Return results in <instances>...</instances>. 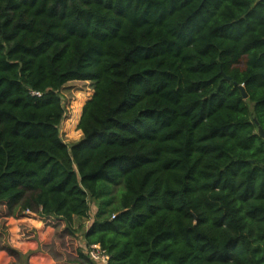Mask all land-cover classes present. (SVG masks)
<instances>
[{"label": "trees", "instance_id": "obj_1", "mask_svg": "<svg viewBox=\"0 0 264 264\" xmlns=\"http://www.w3.org/2000/svg\"><path fill=\"white\" fill-rule=\"evenodd\" d=\"M260 129L264 0H0L4 233L22 207L108 264H264Z\"/></svg>", "mask_w": 264, "mask_h": 264}, {"label": "crops", "instance_id": "obj_2", "mask_svg": "<svg viewBox=\"0 0 264 264\" xmlns=\"http://www.w3.org/2000/svg\"><path fill=\"white\" fill-rule=\"evenodd\" d=\"M27 215L28 218L24 220L12 217L7 234L0 229V264H95L89 257L81 258L77 250L71 251L67 247H63L61 254L43 249V240L48 241V237H53L55 232L50 225L39 220L35 213ZM41 232H45L44 236ZM82 245L80 242L84 252Z\"/></svg>", "mask_w": 264, "mask_h": 264}, {"label": "rangeland", "instance_id": "obj_3", "mask_svg": "<svg viewBox=\"0 0 264 264\" xmlns=\"http://www.w3.org/2000/svg\"><path fill=\"white\" fill-rule=\"evenodd\" d=\"M64 106L66 108V116L64 118V121L61 125V134L64 141L68 144H72L79 139H81L82 132L79 129L78 125L80 122V116L82 115L83 107L87 100H89L92 95L94 94V86L91 81H70L67 84L64 85V87L61 89L60 92ZM92 210H91V217L94 218V214L97 210V205L95 203H92ZM22 207L18 210V216L15 217L17 220H24L25 218H28L29 213L27 211L21 212ZM30 212V211H29ZM40 224H42L40 222ZM87 224V223H86ZM89 224V223H88ZM50 225L51 228L54 230L55 234L53 235L54 240L50 241V238L48 237V241L43 240V249H47L49 252H54V244L57 243H63L69 250L74 251L75 249V243L80 240V242L83 244L82 249L84 252H86L85 249V241H84V230L80 231L79 237H73L70 234L64 233V226L63 224H47ZM7 234V231H5ZM45 232H41V235L44 236ZM4 249V246H1ZM7 251V250H5ZM56 254V253H55ZM69 258V257H68Z\"/></svg>", "mask_w": 264, "mask_h": 264}, {"label": "built area", "instance_id": "obj_4", "mask_svg": "<svg viewBox=\"0 0 264 264\" xmlns=\"http://www.w3.org/2000/svg\"><path fill=\"white\" fill-rule=\"evenodd\" d=\"M33 94L41 95L40 92H33ZM29 212V211H28ZM89 223V222H88ZM87 223V227L89 224ZM86 252H84L92 262L95 264H108L110 256L103 250L99 244L85 245Z\"/></svg>", "mask_w": 264, "mask_h": 264}, {"label": "water", "instance_id": "obj_5", "mask_svg": "<svg viewBox=\"0 0 264 264\" xmlns=\"http://www.w3.org/2000/svg\"><path fill=\"white\" fill-rule=\"evenodd\" d=\"M227 78H228V79H231V77H229V76H227ZM244 94H245V96H247V93H246V92H244ZM260 132L264 135V132H263L262 129H260Z\"/></svg>", "mask_w": 264, "mask_h": 264}]
</instances>
